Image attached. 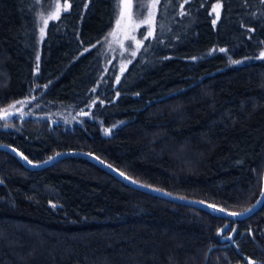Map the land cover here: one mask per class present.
<instances>
[{
    "label": "trees",
    "instance_id": "16d2710c",
    "mask_svg": "<svg viewBox=\"0 0 264 264\" xmlns=\"http://www.w3.org/2000/svg\"><path fill=\"white\" fill-rule=\"evenodd\" d=\"M115 12L116 0H69L37 54L33 0H0V108L40 87L43 101H91L103 125L118 122L105 134L90 119L0 117V143L31 161L88 151L138 183L247 209L264 170V0H159L152 36L116 81L113 67L99 78L96 51ZM250 262L264 264V200L224 218L133 188L86 158L31 169L0 150V264Z\"/></svg>",
    "mask_w": 264,
    "mask_h": 264
},
{
    "label": "rangeland",
    "instance_id": "374dc122",
    "mask_svg": "<svg viewBox=\"0 0 264 264\" xmlns=\"http://www.w3.org/2000/svg\"><path fill=\"white\" fill-rule=\"evenodd\" d=\"M33 2L35 6V35L38 54V48L43 40L48 22L57 18V12L59 15L69 7V0H33ZM57 4L60 5L59 9H57ZM156 9V0H116V12L113 23L96 44V51L99 53L103 65L99 78L107 75L109 68L113 67L115 68V81L118 79L128 63L137 55L145 37L149 39L152 36H149L148 32H153ZM220 9L221 6L218 1L211 5L212 22L217 21ZM118 20L119 25L117 24ZM45 21H47L46 24ZM41 29H43V36L41 35ZM137 42H140L139 47ZM132 52H135L136 55L133 56ZM261 53H264V45L260 51ZM234 61L240 63L242 59ZM234 61H231L230 64H238L234 63ZM39 88L37 87L34 91L29 92L28 95L14 99L0 108L1 119H22L27 117L37 120V122L45 120L49 124L59 123L62 127H70L84 119H90L97 123L101 132L105 133L108 130L109 134L113 132L118 124V122H113L108 126L103 125L101 120L92 113L91 101L76 108L57 102L49 103L43 101L39 97L41 94V89ZM99 93L100 91L95 93L92 101L98 99ZM103 100L100 98L99 102L101 103ZM12 105H15V107H12Z\"/></svg>",
    "mask_w": 264,
    "mask_h": 264
},
{
    "label": "water",
    "instance_id": "95a60500",
    "mask_svg": "<svg viewBox=\"0 0 264 264\" xmlns=\"http://www.w3.org/2000/svg\"><path fill=\"white\" fill-rule=\"evenodd\" d=\"M0 150H5L11 154H13L14 156H16L20 162H22V164L27 167V168H31V169H39L42 167H45L59 159L65 158L67 156H77V157H82V158H86L90 161H92L94 164H96L97 166L101 167L102 169H104L105 171H107L108 173L112 174L113 176H115L116 178H118L119 180H121L122 182H124L125 184L160 196L162 198H166L168 200L174 201V202H179V203H183V204H188L194 207H198L201 208L213 215L216 216H220V217H224V218H235V219H240V218H244L246 216H248L249 214L253 213L258 206L262 203V201L264 200V170H263V176H262V185H261V192L260 195L258 196V198L256 199V201L249 206L247 209H250V211H239V212H233V213H240L241 215H239L238 217H234V216H230L227 213H229V211L224 210L223 212L218 211V208L215 207H209V204L199 201V200H194V199H189V198H184V197H180V196H176L173 194H170L168 192L162 191L160 189L157 188H153L141 183H138L134 180H132L131 178L127 177L126 175H124L123 173H121L119 170H117L116 168H114L113 166H111L110 164L106 163L105 161H103L102 159H100L99 157H97L96 155H94L91 152L88 151H84V150H76V149H69V150H63V151H59L56 152L40 161H31L28 160L18 149H16L15 147L9 145V144H4V143H0ZM127 177V178H126Z\"/></svg>",
    "mask_w": 264,
    "mask_h": 264
},
{
    "label": "snow or ice",
    "instance_id": "6c2138e0",
    "mask_svg": "<svg viewBox=\"0 0 264 264\" xmlns=\"http://www.w3.org/2000/svg\"><path fill=\"white\" fill-rule=\"evenodd\" d=\"M156 2L157 3H159V0H156ZM59 7H60V5L59 4H57V9H59ZM122 15H123V13H122ZM56 16L58 17V12L56 13ZM147 22V21H146ZM47 23V21H45V24ZM213 23H215V21H213ZM117 24L119 25V20L117 21ZM41 35L43 36V29H41ZM110 35H112V34H110ZM148 35L149 36H151L152 35V32L151 31H149L148 32ZM147 37H145V39H146ZM139 43L140 42H137V46L139 47ZM133 56H135L136 55V53L135 52H132L131 53ZM261 57L262 58H264V53H261ZM37 59L39 60V57H37ZM234 63H239L238 61H234ZM18 103H23V102H18ZM12 107H15V105H12ZM105 134H108V130H106V132H105ZM127 178V177H126ZM53 207H55V205H53ZM209 207H212L211 205H209ZM218 211H221V212H223L224 211V209H218ZM245 211H250V209H248V210H245ZM228 215H230V216H234V217H238L239 215H241L240 213H233V212H229V213H227ZM250 264H251V262H250Z\"/></svg>",
    "mask_w": 264,
    "mask_h": 264
}]
</instances>
